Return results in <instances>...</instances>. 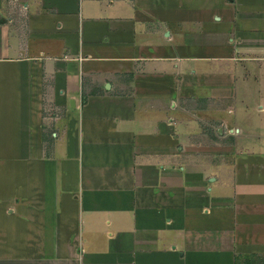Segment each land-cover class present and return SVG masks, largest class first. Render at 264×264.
<instances>
[{"label": "crops", "instance_id": "0c3cea01", "mask_svg": "<svg viewBox=\"0 0 264 264\" xmlns=\"http://www.w3.org/2000/svg\"><path fill=\"white\" fill-rule=\"evenodd\" d=\"M256 260L264 0H0V264Z\"/></svg>", "mask_w": 264, "mask_h": 264}, {"label": "trees", "instance_id": "16d2710c", "mask_svg": "<svg viewBox=\"0 0 264 264\" xmlns=\"http://www.w3.org/2000/svg\"><path fill=\"white\" fill-rule=\"evenodd\" d=\"M248 264H264V261L256 260V262H254V263H248Z\"/></svg>", "mask_w": 264, "mask_h": 264}]
</instances>
